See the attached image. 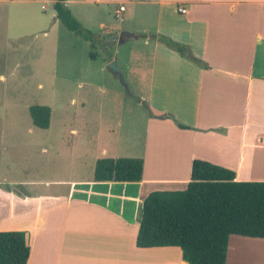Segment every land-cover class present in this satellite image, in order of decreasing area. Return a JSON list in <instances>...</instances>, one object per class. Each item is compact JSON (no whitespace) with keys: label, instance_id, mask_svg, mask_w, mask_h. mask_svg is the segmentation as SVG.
I'll list each match as a JSON object with an SVG mask.
<instances>
[{"label":"crops","instance_id":"crops-1","mask_svg":"<svg viewBox=\"0 0 264 264\" xmlns=\"http://www.w3.org/2000/svg\"><path fill=\"white\" fill-rule=\"evenodd\" d=\"M69 4L114 5L128 27L113 39L142 40L119 67L148 98L142 177L71 179L63 193L4 212L0 229L26 232V264H186L178 247L136 246L141 200L184 189L194 159L233 170L238 181H264V0H65L74 15ZM225 264H264V238L230 235Z\"/></svg>","mask_w":264,"mask_h":264},{"label":"rangeland","instance_id":"rangeland-1","mask_svg":"<svg viewBox=\"0 0 264 264\" xmlns=\"http://www.w3.org/2000/svg\"><path fill=\"white\" fill-rule=\"evenodd\" d=\"M69 5L90 38L55 18L54 0H0V219L63 193L66 181L92 180L98 158L140 157L144 148L148 98L119 68L142 40L113 39L128 27L114 5ZM33 104L51 108L48 128L33 124Z\"/></svg>","mask_w":264,"mask_h":264},{"label":"trees","instance_id":"trees-1","mask_svg":"<svg viewBox=\"0 0 264 264\" xmlns=\"http://www.w3.org/2000/svg\"><path fill=\"white\" fill-rule=\"evenodd\" d=\"M54 9L69 29L84 31L65 0H55ZM90 35L84 33L86 38ZM161 39L196 59L186 45ZM29 114L37 127H49L48 105H30ZM142 170L139 157H102L95 162L93 177L96 181L137 182ZM232 234L264 238V181H238L233 170L194 159L184 189L153 190L141 200L135 243L137 247H178L188 264H225ZM29 255L25 231H0V264H26Z\"/></svg>","mask_w":264,"mask_h":264},{"label":"water","instance_id":"water-1","mask_svg":"<svg viewBox=\"0 0 264 264\" xmlns=\"http://www.w3.org/2000/svg\"><path fill=\"white\" fill-rule=\"evenodd\" d=\"M127 36H131L130 33H126ZM124 39L122 37L119 38V42H122ZM109 67L116 73H118L119 77L121 80H123V76H122V72L120 71V69L118 68V66L116 65V62L115 60H112L110 63H109ZM185 261V260H184ZM186 264H188L187 261H185Z\"/></svg>","mask_w":264,"mask_h":264},{"label":"built area","instance_id":"built-area-1","mask_svg":"<svg viewBox=\"0 0 264 264\" xmlns=\"http://www.w3.org/2000/svg\"><path fill=\"white\" fill-rule=\"evenodd\" d=\"M122 10H124V6H120V7H119V11H122ZM178 10H179L181 13H185V12H186L185 8H183V7L178 8Z\"/></svg>","mask_w":264,"mask_h":264}]
</instances>
